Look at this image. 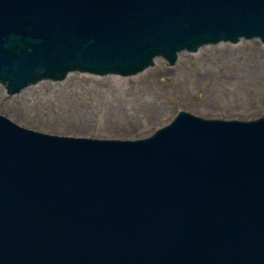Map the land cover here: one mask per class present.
<instances>
[{"label":"water","instance_id":"95a60500","mask_svg":"<svg viewBox=\"0 0 264 264\" xmlns=\"http://www.w3.org/2000/svg\"><path fill=\"white\" fill-rule=\"evenodd\" d=\"M253 39L264 0H0V84L131 76ZM0 264H264V114L178 110L123 140L0 113Z\"/></svg>","mask_w":264,"mask_h":264},{"label":"rangeland","instance_id":"374dc122","mask_svg":"<svg viewBox=\"0 0 264 264\" xmlns=\"http://www.w3.org/2000/svg\"><path fill=\"white\" fill-rule=\"evenodd\" d=\"M131 76L73 72L60 83L34 84L18 95L0 84V113L50 134L134 139L150 135L178 110L203 118L264 114V46L258 39L206 45L163 58Z\"/></svg>","mask_w":264,"mask_h":264}]
</instances>
